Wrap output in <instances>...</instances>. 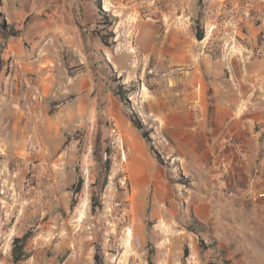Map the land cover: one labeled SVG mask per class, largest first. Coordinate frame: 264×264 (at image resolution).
Masks as SVG:
<instances>
[{"label": "rangeland", "instance_id": "obj_1", "mask_svg": "<svg viewBox=\"0 0 264 264\" xmlns=\"http://www.w3.org/2000/svg\"><path fill=\"white\" fill-rule=\"evenodd\" d=\"M72 4L54 32L0 17V264H264V186L231 177L241 145L216 160L190 135L259 100L264 0ZM132 119L162 159L151 182L128 170Z\"/></svg>", "mask_w": 264, "mask_h": 264}, {"label": "crops", "instance_id": "obj_2", "mask_svg": "<svg viewBox=\"0 0 264 264\" xmlns=\"http://www.w3.org/2000/svg\"><path fill=\"white\" fill-rule=\"evenodd\" d=\"M68 1V6L62 5V8L58 9L54 7L55 0H2L0 8L3 16L10 23H19L27 16L34 17L36 20L31 25L36 28L39 25L40 31L47 33L54 32L61 27L64 28L66 25H72L74 9L72 0ZM43 19L44 21H42ZM1 38L2 36L0 42ZM246 74L248 75H245V78L251 84L254 82L256 84L253 88L248 87L245 95L249 97L255 92L260 97L256 101L257 103L253 101L252 105H245V111L240 110L233 116L226 114L228 112H226L225 105L218 106L220 107L218 110L221 112L220 115H216L218 119H198L191 125L190 135L196 154L200 153L199 141L201 140L207 145L210 157L216 160L233 158L229 145L230 142L233 143L231 137H234L242 147L240 156H243V161L237 171L232 173V182L244 185L243 190L250 192L264 186V179L257 180L256 184L260 183L258 186L246 183L251 179V175L257 172V168L259 173H263L262 169L264 168V75H249L247 72ZM218 92L222 93V90L217 89L214 94ZM122 130L126 154L131 159L128 170L134 169L137 174L141 175L142 181L151 182V178H155L161 170L154 153L132 123ZM128 172L130 175V171ZM258 177L261 178L260 175ZM133 188L136 191L135 187ZM167 259L168 257L166 260L163 259L164 262L167 263ZM185 260L187 264H208L199 258L197 253H191L185 257Z\"/></svg>", "mask_w": 264, "mask_h": 264}, {"label": "trees", "instance_id": "obj_3", "mask_svg": "<svg viewBox=\"0 0 264 264\" xmlns=\"http://www.w3.org/2000/svg\"><path fill=\"white\" fill-rule=\"evenodd\" d=\"M2 4V0H0V5ZM2 16V13L0 12V17ZM1 26H4L3 22L1 24ZM195 36L197 37V39H202L203 36H204V33H203V30L200 29V30H196L195 31ZM132 122L134 124V126L139 130L141 136L146 139L148 141V132L146 131V129L144 128V126L142 125V123L136 119H132ZM150 148L152 150V152H154L155 154V158L156 160L161 163V157L158 155V152L154 149V147L152 145H150ZM16 252H17V249H16ZM16 258H19V255L16 254L15 255Z\"/></svg>", "mask_w": 264, "mask_h": 264}, {"label": "bare ground", "instance_id": "obj_4", "mask_svg": "<svg viewBox=\"0 0 264 264\" xmlns=\"http://www.w3.org/2000/svg\"><path fill=\"white\" fill-rule=\"evenodd\" d=\"M104 9H109V6L107 4H104ZM262 175V174H261ZM131 230H128L127 231V238L125 239V244L126 246H129L130 245V238H131Z\"/></svg>", "mask_w": 264, "mask_h": 264}, {"label": "built area", "instance_id": "obj_5", "mask_svg": "<svg viewBox=\"0 0 264 264\" xmlns=\"http://www.w3.org/2000/svg\"><path fill=\"white\" fill-rule=\"evenodd\" d=\"M116 135H117V137H118V134H116ZM261 195L264 196V193L262 192Z\"/></svg>", "mask_w": 264, "mask_h": 264}]
</instances>
